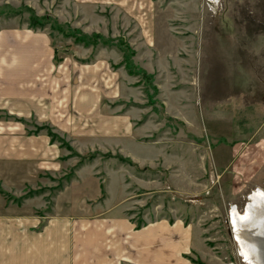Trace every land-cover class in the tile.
Masks as SVG:
<instances>
[{
    "label": "rangeland",
    "instance_id": "1",
    "mask_svg": "<svg viewBox=\"0 0 264 264\" xmlns=\"http://www.w3.org/2000/svg\"><path fill=\"white\" fill-rule=\"evenodd\" d=\"M154 1L0 0V27L45 31L58 56L72 45L92 53L114 49L142 94V105L156 115L153 141L165 145L162 159L150 169L125 163L131 186L124 197L126 213L138 224L160 219L183 223L191 237L183 255L186 264H247L238 254L230 210L242 213L253 190L264 187V0H210L214 5L209 0ZM154 20L157 36H142V29L150 31L144 24ZM144 45L168 54V60H145L155 73L135 61ZM160 84L166 86L161 96L171 94L167 87L183 99L187 95L188 108L166 113L158 99ZM5 121L0 113V124ZM17 123L34 125L32 120ZM52 134L73 164L66 176L90 164L93 172L102 173L108 155H78ZM19 167L0 163V175L5 168L20 172ZM66 176L2 180L11 192L0 188V193L7 202L37 199L48 209ZM117 199L112 196L109 203Z\"/></svg>",
    "mask_w": 264,
    "mask_h": 264
},
{
    "label": "crops",
    "instance_id": "2",
    "mask_svg": "<svg viewBox=\"0 0 264 264\" xmlns=\"http://www.w3.org/2000/svg\"><path fill=\"white\" fill-rule=\"evenodd\" d=\"M144 26L150 31L142 29V36H157L155 20ZM145 47L135 61L155 73L145 60H168V54ZM57 51L43 30L0 27V113L8 118L0 124V163L23 166L17 168L20 172L5 168L0 188L11 192L2 186L4 180L68 175L73 164L48 130L78 155L99 152L110 158L100 175L92 164L73 169L48 209L37 199L13 204L0 193V264H186L183 255L191 237L183 223L160 219L138 224L124 205L131 191L125 163L150 169L165 154V145L152 138L153 108L142 105V94L114 49L92 53L72 45L62 55ZM165 87L157 85L163 110L181 114L188 108L187 95L183 99L167 87L171 94L161 96ZM22 119L34 125L18 124ZM112 196L118 197L115 203H109Z\"/></svg>",
    "mask_w": 264,
    "mask_h": 264
},
{
    "label": "bare ground",
    "instance_id": "3",
    "mask_svg": "<svg viewBox=\"0 0 264 264\" xmlns=\"http://www.w3.org/2000/svg\"><path fill=\"white\" fill-rule=\"evenodd\" d=\"M230 210V224L238 254L247 264H264V187L248 197L242 213Z\"/></svg>",
    "mask_w": 264,
    "mask_h": 264
},
{
    "label": "trees",
    "instance_id": "4",
    "mask_svg": "<svg viewBox=\"0 0 264 264\" xmlns=\"http://www.w3.org/2000/svg\"><path fill=\"white\" fill-rule=\"evenodd\" d=\"M34 19H35V21H37V22H39L40 20H42V18H37V17H35L34 16ZM39 24H41V23H39ZM30 27L31 28H33V25H30ZM54 61H57V59L55 60L54 59ZM48 135L50 136V138H51V140L53 141L54 139H55V135L54 134H52L49 130H48Z\"/></svg>",
    "mask_w": 264,
    "mask_h": 264
},
{
    "label": "built area",
    "instance_id": "5",
    "mask_svg": "<svg viewBox=\"0 0 264 264\" xmlns=\"http://www.w3.org/2000/svg\"><path fill=\"white\" fill-rule=\"evenodd\" d=\"M208 3L210 4V5H214L210 0L208 1ZM210 8V7H209ZM211 11H214V10H212V9H210Z\"/></svg>",
    "mask_w": 264,
    "mask_h": 264
}]
</instances>
